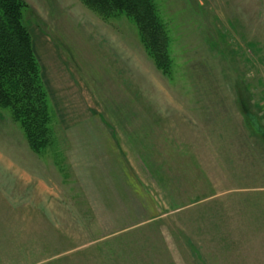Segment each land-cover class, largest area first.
I'll use <instances>...</instances> for the list:
<instances>
[{
    "label": "rangeland",
    "instance_id": "1",
    "mask_svg": "<svg viewBox=\"0 0 264 264\" xmlns=\"http://www.w3.org/2000/svg\"><path fill=\"white\" fill-rule=\"evenodd\" d=\"M21 1L51 136L0 108V264H264V0H152L166 73L123 14Z\"/></svg>",
    "mask_w": 264,
    "mask_h": 264
},
{
    "label": "trees",
    "instance_id": "2",
    "mask_svg": "<svg viewBox=\"0 0 264 264\" xmlns=\"http://www.w3.org/2000/svg\"><path fill=\"white\" fill-rule=\"evenodd\" d=\"M102 18L123 14L137 28L140 42L158 69H169L167 38L152 0H80ZM21 0H0V108L20 123L31 150L50 140L48 95L23 22Z\"/></svg>",
    "mask_w": 264,
    "mask_h": 264
},
{
    "label": "crops",
    "instance_id": "3",
    "mask_svg": "<svg viewBox=\"0 0 264 264\" xmlns=\"http://www.w3.org/2000/svg\"><path fill=\"white\" fill-rule=\"evenodd\" d=\"M263 10H264V6H262L261 7V10H260V12H259V17H258V19L260 20L259 22H260V24H263L264 25V12H263ZM247 13H250L249 12V10H248V12ZM263 14V15H262ZM261 17V18H260ZM249 19H250V17H245V23L247 22V23H250L249 22ZM246 26V25H245ZM264 28V27H263ZM257 125V124H256ZM255 125V126H256Z\"/></svg>",
    "mask_w": 264,
    "mask_h": 264
}]
</instances>
